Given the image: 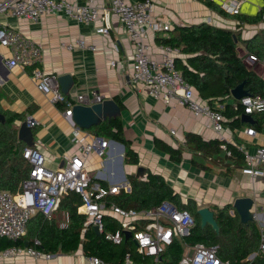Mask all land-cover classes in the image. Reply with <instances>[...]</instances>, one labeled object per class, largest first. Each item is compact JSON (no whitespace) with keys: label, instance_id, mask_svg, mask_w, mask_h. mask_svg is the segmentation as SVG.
<instances>
[{"label":"crops","instance_id":"1","mask_svg":"<svg viewBox=\"0 0 264 264\" xmlns=\"http://www.w3.org/2000/svg\"><path fill=\"white\" fill-rule=\"evenodd\" d=\"M75 1L82 3L84 0ZM108 1L99 0L104 5ZM154 1V15L168 21L171 28L174 24L181 25L202 21L218 26L236 28V20L220 16L215 10L205 6L199 0ZM216 4L218 5V3ZM248 4L250 8L254 5L251 1L245 0L241 5L239 14L249 15L241 12ZM262 4H264V0H260V3L257 4V10ZM250 8L248 9L250 10ZM261 23L255 25L242 24L240 26L241 40L237 42L236 49L242 61L244 53L248 51L243 40L257 31L256 26L261 28ZM109 24L108 34L103 35L99 31L102 25L100 21L76 23L64 14H45L39 20L32 21L23 17L0 13V28L18 30L41 45L40 59L25 66H8L6 61L11 57V48L0 43V109L2 111L23 113L24 119L27 115H32L39 123L31 127L33 141L40 139L44 143L41 150L45 156L46 166L50 168L60 167L64 163L65 155H71L78 151V140L77 137L71 135V121L68 116H64L65 105L52 103L50 95L37 88L33 71L41 70L47 73L53 72L57 75L71 73L73 83L70 85L68 92L65 93L67 96L74 97L77 94L91 96V92L95 91L105 96V98L111 97L115 100V97H117L122 102L124 107L120 108L118 115L123 123V133L125 137L132 140V147L137 151L138 164L125 163L123 161L124 148L122 151L118 141L107 138L109 140L107 153L102 157L90 153L85 160L87 169L90 173L95 174L98 181H103L106 185L117 182L128 183L127 174L135 175L136 167L143 165L145 170L163 175L166 182L171 185L175 192L179 193L183 200L192 198L198 207L232 204L237 196H252L254 199L252 209L263 213L261 215L263 220L264 178L243 174L240 167L231 171L230 175H221L220 171L224 167L220 163L214 162L212 158L203 156L199 152L193 155V151L184 144V134L186 132L198 134L205 140L218 139L217 134L205 127L204 117H195L186 108L175 103L167 104L161 99L152 98L147 95L142 84L132 81V49L130 42L114 13H109ZM166 34L167 31L156 36ZM80 36L87 43L95 44L96 50L92 51L77 46L68 50L61 47V42H74ZM156 36L151 39V46L152 51L157 54L161 43L157 42ZM177 56L184 57L180 50L174 58ZM258 59L259 61L254 64V67L253 64L243 62L255 72L257 71L254 68L259 67L262 73L264 71V56ZM111 60L114 61V65H111ZM195 93L197 94L196 91ZM236 99L231 95L227 102L232 104ZM220 105L219 102L215 101L211 106L218 108ZM241 114L243 113H240L239 116ZM251 116L256 121L258 117L262 116V113L258 114L256 112ZM23 120H16L15 124L18 126ZM240 121L247 122L241 120V117ZM224 126L226 137L231 138L233 142L243 143L249 151H252L256 146L264 145V121L258 129L248 125L255 129L253 136L244 133L243 130L247 127L246 125L230 128L224 123ZM88 129L82 131L91 135L92 132ZM171 130H174L175 133L172 134ZM153 137H158L175 146L181 145L183 147L181 160H170L166 153L154 146ZM84 138L87 139L86 136ZM120 155H122V161L119 159ZM193 156L210 168L202 170L193 165L191 163V157ZM63 211L58 208L48 216L50 225L43 229L44 232L47 229L52 230V232L42 234L43 239L48 240L47 244L54 245L58 243V248H56L58 250L54 252L47 250L52 254L49 259L18 255L2 260L0 264H89L83 249V242L88 241L85 238V229L83 228L85 218L82 225L77 228L78 218L83 216L77 211L80 215L74 218L72 226L68 228L69 230H78L80 237L78 245L70 249V245L74 242L72 241V235H68V230L63 235L58 236V230L63 228L60 226L63 220ZM105 215L112 216L108 212ZM115 219L118 221L116 217ZM69 222L71 223V220ZM139 223L142 224L143 219L139 220ZM261 223L257 224L260 225ZM87 226L96 234H100L94 230L93 225H86L85 227ZM33 238L38 237L35 235ZM40 240L42 239L40 238ZM61 241L65 244V249L60 248ZM102 242L96 249L99 256L107 261H119L122 257L123 245L114 244L110 241V243ZM105 245H109L110 249ZM183 248L182 257L189 254L191 246L183 245ZM254 254L255 252L251 253L248 258L253 257ZM134 256L137 255L134 254Z\"/></svg>","mask_w":264,"mask_h":264},{"label":"built area","instance_id":"2","mask_svg":"<svg viewBox=\"0 0 264 264\" xmlns=\"http://www.w3.org/2000/svg\"><path fill=\"white\" fill-rule=\"evenodd\" d=\"M218 3L219 7L230 15L239 14L245 0H210ZM260 6L258 7V10ZM154 0H109L106 5L99 0H0V13L23 17L32 21L39 20L45 14H64L76 23H94L100 21L99 31L107 35L109 13H114L121 28L124 30L131 45V79L140 83L147 95L161 99L167 104L175 103L186 108L195 117H204V125L217 134L220 140L219 148L230 154L226 142H231L243 153L244 165L240 167L243 174L251 177L264 178V145L256 146L249 151L243 143L233 142L225 135L224 116L218 108L209 106L194 91V88L183 78L180 70L175 67L174 56L179 51L177 47L160 44L158 53L152 51L151 39L159 33L171 29L168 21L154 15ZM264 17V15H263ZM0 43L10 46L11 57L6 61L8 66L29 65L40 59L41 45L26 37L18 30L0 28ZM96 50V45L87 43L83 37H77L74 42H61V47H73ZM243 61L251 64L259 59L248 51L243 55ZM111 65L114 61L111 60ZM264 79V71L260 74ZM57 74L33 71L36 86L50 95L52 103H64V116L71 121V135L77 137L78 151L64 156V163L57 168L47 167L45 156L41 150L44 143L35 139L32 145H25L22 155L31 167L27 178L22 182L21 189L9 192L0 189V237L16 239L26 232L27 222L32 215L40 212L50 216L59 206L60 199L69 192H75L80 197L77 211L85 216L84 226H96L99 233L114 244H120L125 236L124 231L130 232L134 243V252L126 250L119 261L111 262L90 254L85 255L89 264H156L160 254L169 245L174 236L188 233L194 225L192 214L185 208H179L174 202L164 200L160 204L146 209L122 207L110 199L121 190L129 191L130 185L125 182L102 185L86 167V158L90 153L102 157L107 153L109 140L98 135L85 134L83 129L72 120V106L79 102H97L105 96L95 91L88 94H77L69 97L60 90ZM234 109L241 107L242 113L250 114L264 110V95L247 94L237 98L232 103ZM26 125L33 127L38 121L27 115ZM244 133L248 136L255 134L254 127L247 126ZM174 134L175 131L171 130ZM82 134V136H81ZM87 137L85 139L84 135ZM80 135V136H79ZM110 213L116 217L120 227L104 231V215ZM230 213L233 210L230 209ZM263 213L253 210L254 220L259 223V240L257 251L264 253V219ZM61 227L70 220L67 210L62 212ZM143 219L140 224L139 220ZM38 238L30 245H10L0 249V261L18 255L34 258L49 259L52 254L37 247ZM191 254L184 255L181 264H226L217 256V245H205L197 242L191 247ZM134 254L137 255L135 258Z\"/></svg>","mask_w":264,"mask_h":264},{"label":"trees","instance_id":"3","mask_svg":"<svg viewBox=\"0 0 264 264\" xmlns=\"http://www.w3.org/2000/svg\"><path fill=\"white\" fill-rule=\"evenodd\" d=\"M205 6L212 8L220 16L228 17L237 21L236 28L218 26L202 21L190 24H174L167 30L166 35L156 36L157 42L177 47L184 57L174 58L175 67L180 70L183 78L195 89L197 95L207 102L209 106L217 101L222 105L220 111L225 117L224 123L230 128L240 125H252L256 129L264 121V110L258 112L262 116L258 117L252 124L241 122L239 114L243 112L241 107L234 109L227 99L231 98L230 90L240 82L244 81V88L251 95H264V79L249 68L242 61L237 53V42L241 40L240 26L242 24L255 25L262 22L264 15V4L256 11L254 15L234 14L230 15L224 12L219 5L210 0H199ZM235 35L236 40H234ZM248 51L252 52L257 58L264 56V28L259 29L250 37L243 40ZM118 105L122 109L124 105L115 97ZM64 104V103H62ZM4 121L0 122V189L9 192H17L21 189L22 182L27 178L30 170V163L22 155L25 143L17 138L16 120H23V113L2 111ZM256 112L251 113V115ZM89 131L94 135L103 138H110L118 141L124 147L123 161L129 164H138L137 151L132 147V140L125 137L123 133V123L119 115L111 116L100 120L98 123L89 127ZM219 139H203L200 135L186 132L184 134V144L193 151V155L201 153L208 156L216 163H220L224 169L220 171L221 175H230L231 171L244 165V156L233 143L226 142L230 154L226 155L219 148ZM154 146L166 153L170 160L180 161L183 155L181 145H172L158 137H153ZM220 151L223 156L215 155ZM191 163L202 170H208L210 167L201 161L191 157ZM127 180L130 185L128 192L120 191L112 195L110 199L122 207H132L134 209H146L160 204L164 200L174 202L179 208L187 209L194 218V225L190 227L188 233L181 236H174L172 242L166 246L156 264H181L180 259L184 253L183 245L193 246L197 242L205 245H217V256L226 264H264V253L257 251L259 240V225L255 220L242 223L231 203L221 206L213 205L210 208L214 211L215 220L219 226L216 232L210 225H200V218L197 213L198 205L192 198L183 200L179 193L169 185L163 175L145 170L142 177L133 174H127ZM102 185H106L103 181ZM80 203V197L75 192H69L60 199L58 208L67 210L70 214L68 225L58 230V236L63 235L68 230V235H72L70 249L75 248L79 243V231L69 230L77 213V207ZM57 208V209H58ZM232 209L233 213L229 210ZM82 214V213H81ZM83 215V214H82ZM35 218V219H34ZM84 215L78 218V226H81ZM104 231L115 230L120 227V223L109 215H104ZM50 219L48 216L36 212L27 222L25 234L16 239L0 237V249L10 245H28L33 243V237L41 238L38 248L47 252V250H58V243L54 245L47 244L48 240L43 239V233L52 232L46 229ZM85 238L88 241L83 242L85 255L94 254L99 256L96 249L103 243L109 242L103 233L96 234L90 227H85ZM106 239V240H105ZM111 242V241H110ZM109 242V243H110ZM113 243V242H111ZM122 254L126 250L134 252V243L130 237H123ZM110 249L109 245H105ZM61 249H65V244L61 241ZM49 252V251H48ZM255 252L253 257L248 256ZM100 257V256H99ZM137 258V256H135Z\"/></svg>","mask_w":264,"mask_h":264},{"label":"water","instance_id":"4","mask_svg":"<svg viewBox=\"0 0 264 264\" xmlns=\"http://www.w3.org/2000/svg\"><path fill=\"white\" fill-rule=\"evenodd\" d=\"M234 40H236L235 35H233ZM57 80L60 85V90L63 93H67L70 85L73 83V76L71 73H62L57 76ZM230 93L235 98H240L244 95L249 94L248 90L244 88V81L237 84L230 90ZM120 113V106L111 97L103 98L101 101L97 102H79L72 106V120L80 128L87 129L91 125L98 123L100 120L107 119L111 116L118 115ZM241 120L253 123L255 120L250 114H241ZM4 121V115L0 112V122ZM17 138L23 141L26 145H32L33 134L31 127L26 125V121L23 120L19 123L17 128ZM121 150L123 151V145L120 143ZM122 161V155L119 156ZM135 176L142 177L145 174V167L143 165H138L134 172ZM123 174V178H124ZM253 203L254 199L252 196H237L232 201V206L237 212L239 219L242 223H247L254 220L253 217ZM197 213L200 218V225L205 224L210 225L216 232L219 231V226L214 217V211L208 206H200L197 208ZM96 232V226L93 227ZM125 238L130 237L129 231H124ZM27 245V243H25ZM191 250L188 255L191 254Z\"/></svg>","mask_w":264,"mask_h":264},{"label":"rangeland","instance_id":"5","mask_svg":"<svg viewBox=\"0 0 264 264\" xmlns=\"http://www.w3.org/2000/svg\"><path fill=\"white\" fill-rule=\"evenodd\" d=\"M252 2L254 5H253V7H249V4L246 6V7H244V10H242L241 12L242 13H246V14H249V15H254L255 13H256V11H257V4H259L260 3V0H248V2ZM261 1H263V0H261ZM248 8H250V10L248 9ZM261 28H259L260 26H256L255 27V29H257V32L259 31V29L261 30V29H263L264 28V17H263V19H262V23H261ZM249 28H251L250 26H249ZM250 31V30H249ZM251 32V31H250ZM256 32V31H255ZM253 64V65H252ZM254 64L255 63H251L250 65H252L253 67H254ZM259 74H261V71H260V68L259 67H255L254 68ZM218 155H220V156H223V153L222 152H219V153H217ZM208 160V159H207ZM252 211H253V209H252Z\"/></svg>","mask_w":264,"mask_h":264}]
</instances>
